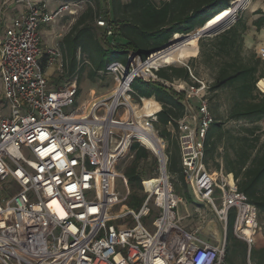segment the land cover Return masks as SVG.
Masks as SVG:
<instances>
[{
	"label": "built area",
	"instance_id": "built-area-1",
	"mask_svg": "<svg viewBox=\"0 0 264 264\" xmlns=\"http://www.w3.org/2000/svg\"><path fill=\"white\" fill-rule=\"evenodd\" d=\"M10 3L26 9L0 38V264H230L226 238L213 246L199 238L198 230L181 226L182 199L172 186L164 147L163 157L157 155V176L142 183V205L125 206L131 192L122 196L117 190L118 179L129 188L117 162L134 143L142 145L140 133H153L158 114L139 111L132 89L137 80L161 81L184 94L187 112L178 133L186 184L225 228L235 212V233L250 248L259 230L257 208L223 176H212L204 161L208 131L216 123L207 83L193 75L198 86L165 82L156 75L165 65L152 62L162 51L145 59L131 53L127 64L114 62L106 69L116 81L110 97L66 113L79 87L72 81L50 90L45 69L62 56L44 47L42 27L77 15L80 0L2 4ZM97 25L113 36L105 20ZM262 82L256 87L264 95ZM148 217H153L150 227L142 223Z\"/></svg>",
	"mask_w": 264,
	"mask_h": 264
},
{
	"label": "trees",
	"instance_id": "trees-1",
	"mask_svg": "<svg viewBox=\"0 0 264 264\" xmlns=\"http://www.w3.org/2000/svg\"><path fill=\"white\" fill-rule=\"evenodd\" d=\"M85 1L90 0H80L81 4ZM92 1H95L100 9L102 0ZM236 1L129 0L123 3L122 0H112V11L105 13V18L99 13L97 17H93L97 20H93L96 21V26L101 19L107 22L108 29L114 32L112 37L107 35V28L98 26L99 29L96 30L93 26L94 22L86 24L89 13H85L63 40L61 48L65 53V65L69 63L68 77L77 70L76 59L80 50L87 54L88 61L93 65L90 76L95 79L99 73H106L108 65L114 62L127 64L131 53L145 59L151 52H157L168 44L174 36H186L204 28L216 16L228 11ZM109 7H111L110 3ZM253 14L258 19L253 20L251 24L248 23L247 18L239 16L229 29L220 32L221 34L215 37H202L199 41V59H202L206 67L216 74L213 83L211 85L207 83L209 91L206 97L213 117L216 113L212 109L211 101L223 89H227L231 92L230 97L233 102L228 121L244 120L252 125L242 129V135L234 137L232 132L225 130L224 123L219 122L215 117L216 123L208 131L205 141L204 161L207 164L213 162L219 170L221 164H217L216 159L221 156L220 151L223 149L224 172L235 176L237 190L245 195L248 203L257 208L261 217L264 216V141L261 143L263 130L258 125L264 121V95L258 92L256 85L264 78V69H260L264 66V62L262 59L256 60L255 56L248 55L245 51L244 37L250 30V25L258 32L264 30V13L258 9ZM100 30L103 32L102 37L96 33ZM114 38H117L115 40H118V43L111 46L110 43ZM43 68L45 69V66ZM156 75L171 84L182 82L186 85L198 86L194 82L192 75L195 78L196 76L190 66L164 67L159 69ZM132 89L138 103L144 98H155L158 105H162V110L156 115L157 122L154 123V129L174 147V152L168 147V174L179 177L178 189L188 196L185 176L182 173L178 133V122L184 119L187 112L183 103L184 94L165 87L161 81L137 80ZM146 104L150 112L156 109L155 104L149 100ZM151 104L153 106H150ZM139 140L142 146L139 143L131 146L135 157L131 166L124 172L132 192L129 205L137 209L144 201L139 193L142 191V183L147 179L142 176L141 165L151 155L148 149L153 152L150 142L140 136ZM154 176H157V171ZM171 180L173 181L172 177ZM234 224L235 212H232L228 224L230 232Z\"/></svg>",
	"mask_w": 264,
	"mask_h": 264
},
{
	"label": "rangeland",
	"instance_id": "rangeland-1",
	"mask_svg": "<svg viewBox=\"0 0 264 264\" xmlns=\"http://www.w3.org/2000/svg\"><path fill=\"white\" fill-rule=\"evenodd\" d=\"M129 0H122L123 3H127ZM166 1V0H163ZM109 3L111 7H109ZM262 3L263 6L262 8H258V4ZM235 7V6H234ZM110 8V9H109ZM258 9H262L264 13V0H252L251 5L249 6L248 9L246 10H240L237 9L234 13V18L237 20V18L240 16H244L245 18L248 19V23L251 24L253 20L258 19V17L254 16V12L258 11ZM112 11V0L108 1H100V9L98 8V4L95 3V1L90 0L89 2L85 1L81 5V9H79L77 15L72 16V15H65L63 19H60L57 23L54 25L49 26L48 28H45L42 32L43 36V43L45 48L49 49H56L60 52L62 59H59L58 62H55L54 67H48L47 72L51 69H54L51 71L52 74L48 75L47 77L50 80V84L53 86H50V90H54L58 87H63L67 84H69L72 81H76L79 87L80 94L78 98L75 101V104L71 107V109H65L66 113L71 112L75 108H87V105L94 101H100V99L108 98L114 93V89L116 87V81L115 77L108 76L106 73H99L98 77L95 79H92L91 75V69H93V65L90 64L87 58V54L83 51H79L77 55V62H78V67L77 70L74 72V74L70 77L69 76V63L65 65L64 62V51L63 48H61V44L63 40L70 34L71 30L75 26V24L78 22L81 16H83L85 13H89L86 24H91L96 19H93V17H97V13L101 15L103 18H105V13L111 12ZM99 17V16H98ZM101 17V18H102ZM97 21V20H96ZM96 21L93 23V26L96 30L98 26H96ZM200 31V30H198ZM198 31H195L191 35L197 33ZM97 35L99 37L103 36V32L96 31ZM221 34L220 32H215L211 34V37H215L216 35ZM176 36H174L172 39H174ZM263 37L261 39L256 40V46L249 49L245 45V51L248 52V55L255 56L256 60L262 59L264 62V30L259 32V34L256 36V38ZM117 38H114L112 43H110L111 46L115 45L118 43V40H115ZM171 39V41H172ZM201 39H199L200 41ZM117 41V42H116ZM170 41V42H171ZM198 41V46H199V53H198V47L196 48V53L195 57H190L192 56V53L189 51L184 52L181 54V56L178 58L179 60H182L181 62H175L172 63V65H167L166 67H184L186 68L187 66H190L192 69L193 74L196 76V78L199 81H204L208 83V85H211L215 79V73H212L208 67L204 64L202 59H199V54H200V44ZM169 42V43H170ZM120 43V42H119ZM168 43V44H169ZM155 54V52H151V54ZM198 53V54H197ZM68 56V55H67ZM68 59V58H67ZM177 59V61H178ZM43 66L46 67L47 63L46 61H43ZM63 64V68H60V66ZM65 65V66H64ZM60 68V70H59ZM50 69V70H49ZM260 69H264V66H261ZM1 83V82H0ZM261 86L264 85L262 82L260 84ZM58 86V87H56ZM264 87V86H263ZM259 92V90H258ZM261 93V92H259ZM3 95L2 89L0 86V102L3 101ZM231 92L230 90L223 89L214 100L211 101L212 103V109L214 113H216L215 117L216 119H219V122L224 123V128L226 131L232 132V135L234 137L242 135V129H247V127H252L249 122H245L244 120L241 121H228V115L231 111L232 104L233 102L231 101ZM147 99H144L143 102L137 103L136 105L138 106L139 111L143 109L142 114L147 113L148 114V108H146L147 104L145 101ZM153 100V99H152ZM156 101V100H155ZM194 103V102H192ZM2 104V103H1ZM195 104V103H194ZM150 106H153L152 104ZM147 111V112H146ZM6 112H8V109L6 108ZM261 130H263V137L261 140L264 141V121L258 125ZM152 133V132H151ZM153 134H155L156 137H158L164 147V153L166 158L168 154V147H171V152H174V147L168 144L167 140L163 139L157 131H153ZM231 138V137H230ZM225 142V140L223 141ZM153 152L146 148L150 151L151 155L150 157L143 162L141 165V171H142V176L146 178H152L155 177L154 175L156 174V171L158 170L159 167V162H158V150L157 148L152 144ZM142 146V145H141ZM220 154L223 155L224 151L223 149L220 151ZM28 156H31L28 154ZM135 157V152L131 151L129 154L126 156L120 158L118 160V165H117V171L124 173L127 168L131 166V162L133 158ZM158 163V165H156ZM213 166V164H212ZM154 174V175H153ZM170 175V174H169ZM173 178L172 186L174 190H177L178 196L182 199L181 203H179L178 208H179V214L181 216L180 219V224L181 226L191 232L198 230L197 234L202 239L203 241H209L211 244L223 240L226 238L227 242V261L230 264H264V216H259V230L257 232V235L255 236V241L254 244L251 245L249 248L248 245L242 241L241 239L238 238L237 233H235V227H233L232 232L229 231L228 226L225 228V225L219 221V219L216 218L215 214L210 212L207 207H204L203 213L207 212L206 214L208 215L207 218V223L203 226L200 224V221L197 220L196 213L194 215H191L189 218L186 214L185 211V206L183 204L185 203V200L190 201L191 196H186L185 193L179 191V187L177 185L178 182H180V179L178 176H171ZM5 187H8V182L4 184ZM117 190L119 193H121L122 196H126L128 194L127 190H130V188L127 189L125 186L124 182L122 179H118L117 181ZM131 192V191H129ZM132 194V192H131ZM4 196H9L8 192H4ZM139 196L141 198H144V193L141 191L139 193ZM131 197V195H130ZM130 197L129 201L125 203V206L130 209V210H137V208L130 207ZM195 205V204H194ZM178 208H177V215H178ZM199 206H196L195 210H198ZM202 209V208H201ZM200 209V210H201ZM191 211H194V208L190 209ZM202 213V214H203ZM186 214V215H185ZM143 225L146 227H150L151 224L153 223V217H148L147 219L142 220Z\"/></svg>",
	"mask_w": 264,
	"mask_h": 264
},
{
	"label": "crops",
	"instance_id": "crops-1",
	"mask_svg": "<svg viewBox=\"0 0 264 264\" xmlns=\"http://www.w3.org/2000/svg\"><path fill=\"white\" fill-rule=\"evenodd\" d=\"M2 3H3V0H0V38H2V36H3L2 35L3 30L12 23L13 19L17 15L22 14L25 11V9H26L25 6L15 5L13 3H10L8 5H3ZM258 6H259L258 8H262L263 4L262 3H259ZM48 27L49 26L42 27V32H43V30L45 28H48ZM249 29L250 30L246 33V35L244 37V43H245V45H246L247 48L251 49V48H253V47L256 46V43H255L256 40L263 38V37L256 38V36L259 34V32H261L263 30H261V31L258 32L257 29L254 28V27H252L251 25L249 26ZM52 70H54V69H51L49 71V73H48L47 72V69H45L46 76H47V73H48V75L52 74L53 73V72L51 73ZM0 82H1V80H0ZM49 85L50 86H53V84L52 85L50 84V80H49ZM0 86H1V89H2V83H0ZM56 87H58V86H56ZM152 99H147V100H149L150 102H152L153 104H155L156 109L153 112L148 111V114H152V113H155V112L159 113V111L162 110V105L159 104L160 105L159 106L158 103L155 101V98H152ZM192 102H194L195 104L192 103ZM191 103L193 104V106L195 108H197L199 106V104H200L196 99L192 100ZM216 163L217 164H219V163L221 164L219 170L217 169L216 166H214V163L213 162H210L208 164L206 163V165L208 167V170L211 173V175L214 176L217 179H219L221 176H223L226 179V182L228 183V186H230L231 188H234V187L237 188L235 176L232 175V174H227V173L224 172V161H223L222 155L216 159ZM212 164H213V166H212ZM187 188H188L187 189V191H188L187 195L188 196H191V200L190 201L185 200V203L183 204V206H185L186 214H188L187 216L190 218L191 215H194L196 213L197 220H199L200 221V224L202 223L201 225L204 226L207 223V221H208L207 220L208 215L206 214L207 212L206 213L205 212L204 213L202 212L203 209H205L204 207H206V206L200 205L197 202V200H196V198L194 196V193L191 190V188H189L188 186H187ZM197 205L199 206V209L198 210H195ZM179 208H180V206H179ZM179 208H178V217L181 219V216L179 214ZM191 208H194V211H191L190 210ZM202 217L204 219H202ZM221 240H219V241H217V242H215L213 244H211V242H209V241H203V240L202 241L205 242V243L207 242V243H209V244H211L213 246H216V245H218L221 242ZM226 259H227V255H226Z\"/></svg>",
	"mask_w": 264,
	"mask_h": 264
},
{
	"label": "bare ground",
	"instance_id": "bare-ground-1",
	"mask_svg": "<svg viewBox=\"0 0 264 264\" xmlns=\"http://www.w3.org/2000/svg\"><path fill=\"white\" fill-rule=\"evenodd\" d=\"M239 1H243V0H238V2H235L234 6L236 7L237 4L239 3ZM245 4L244 7L242 8H238L240 10H246L249 8V6L251 5L252 0H244ZM230 10L229 11H225L221 14H219L218 16L215 17V19H213L212 21H210L206 27H212L215 26V24L221 23L223 20V27L221 26L220 28V32H222V30L226 29L229 27V25L233 24L234 22V15L230 16ZM224 28V29H222ZM185 40V41H183ZM173 41V46L169 49H166L162 52H160L159 54H157V56L152 59V62H160L161 64L167 66V65H172V63L175 62H181L182 60H179L178 58L181 56L182 53L189 51L190 53H192V56L190 57H195V53H196V48L198 49V53H199V46H198V37L193 35H189V36H181V35H176V37L174 39H172ZM183 41V42H182ZM197 53V54H198ZM178 59V61H177ZM147 101V100H145ZM147 112V111H146ZM140 137H142L143 139H146L148 142L152 143L158 150V153L160 154V151L163 150V144L161 142V140L155 136V134L151 133L150 131H145L143 133L139 134Z\"/></svg>",
	"mask_w": 264,
	"mask_h": 264
},
{
	"label": "water",
	"instance_id": "water-1",
	"mask_svg": "<svg viewBox=\"0 0 264 264\" xmlns=\"http://www.w3.org/2000/svg\"><path fill=\"white\" fill-rule=\"evenodd\" d=\"M236 2H238V0H237ZM234 4H235V2L232 4V7L229 9L230 12H231L230 15H229V17L232 16V15H234L235 11H236L238 8H242V7H244L245 1H244V0H243V1H239V3L237 4L236 7H234ZM229 10H228V11H229ZM224 12H225V11H224ZM225 20H226V19H225ZM225 20H223L221 23L215 24V26H212V27H210V28H209V27H206V26H205L204 28H201L200 31H198L197 33L194 34V36H197V37H198V40H199V39H201L202 37L210 36L211 34H213V33H215V32H220V31H221L220 28H221V26L223 27V23H224ZM234 22H235V18H234ZM234 22H233V23H234ZM231 25H232V24H231ZM231 25H229V27H230ZM229 27L226 28V29L222 28V29H224V30H222V32L228 30ZM189 35H191V34H188V35H186V36H189ZM186 36H185V37H186ZM183 41H185V40H183ZM183 41H182V42H183ZM172 46H173V41H171L169 44H166V45L163 46L160 50H157V51H164V50H166V49L171 48ZM155 53H157V52H155ZM163 155H164V153H163V150H162V151H160V154H159L158 156L163 157Z\"/></svg>",
	"mask_w": 264,
	"mask_h": 264
}]
</instances>
